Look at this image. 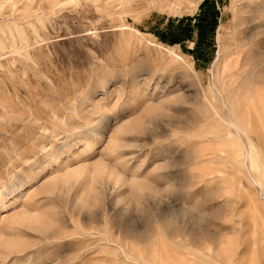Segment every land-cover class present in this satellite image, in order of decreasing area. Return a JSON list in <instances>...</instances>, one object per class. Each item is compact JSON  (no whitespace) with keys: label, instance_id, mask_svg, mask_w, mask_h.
Returning a JSON list of instances; mask_svg holds the SVG:
<instances>
[{"label":"rangeland","instance_id":"obj_1","mask_svg":"<svg viewBox=\"0 0 264 264\" xmlns=\"http://www.w3.org/2000/svg\"><path fill=\"white\" fill-rule=\"evenodd\" d=\"M129 1L0 0V264H264V7Z\"/></svg>","mask_w":264,"mask_h":264},{"label":"bare ground","instance_id":"obj_2","mask_svg":"<svg viewBox=\"0 0 264 264\" xmlns=\"http://www.w3.org/2000/svg\"><path fill=\"white\" fill-rule=\"evenodd\" d=\"M129 1V0H128ZM172 1L173 0H157L156 2L153 1V5L154 6H161V5H172ZM197 1H200V0H197ZM124 3V2H123ZM128 3H131V0L128 2ZM167 7V6H166ZM241 11H240V18L238 19V21H236L234 23V26L237 27V26H240L244 23H249L251 21H253L254 19H256L257 17H262L263 15H260V10L262 7H264V0H244L242 1L241 3ZM162 9V7H161ZM126 10V9H125ZM263 10V9H262ZM261 10V11H262ZM127 11V10H126ZM130 11V10H129ZM264 11V10H263ZM262 14V13H261ZM128 16V15H127ZM235 31H236V34L238 35V38L240 41L243 42L242 40V37H243V30L242 29H237V28H234ZM251 42V41H250ZM142 71V70H141ZM137 73V72H136ZM230 124H232L233 126H235V123L233 121H229ZM104 127H106V122H104ZM103 127V128H104ZM90 133L91 134H95L97 136H101L102 133H103V129L100 128L99 126H93L91 127L90 129ZM83 136H86V135H83ZM80 139L82 140H86L89 142L88 138L87 137H82V136H79ZM89 145V144H88ZM246 156L247 157H251L252 159V156H251V152L249 150H246ZM242 152L241 153H238L237 156L238 157H241L242 156ZM246 157V158H247ZM139 170H136L135 173L137 174ZM122 177V176H121ZM19 189V188H18ZM0 198L2 199L3 198V192H0ZM4 199H5V196H4ZM3 200V199H2ZM3 202V201H2ZM1 202V203H2ZM105 235V234H104ZM109 239V238H108ZM109 241V240H108Z\"/></svg>","mask_w":264,"mask_h":264}]
</instances>
